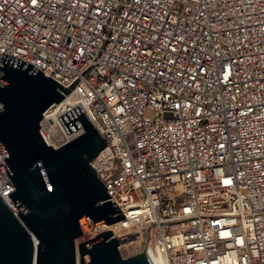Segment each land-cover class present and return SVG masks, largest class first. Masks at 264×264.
I'll return each mask as SVG.
<instances>
[{
	"label": "built area",
	"instance_id": "obj_1",
	"mask_svg": "<svg viewBox=\"0 0 264 264\" xmlns=\"http://www.w3.org/2000/svg\"><path fill=\"white\" fill-rule=\"evenodd\" d=\"M3 53L75 85L39 132L54 150L78 138L60 118L80 106L99 131L122 255L264 264V0H0ZM4 166L0 148L17 215Z\"/></svg>",
	"mask_w": 264,
	"mask_h": 264
},
{
	"label": "water",
	"instance_id": "obj_2",
	"mask_svg": "<svg viewBox=\"0 0 264 264\" xmlns=\"http://www.w3.org/2000/svg\"><path fill=\"white\" fill-rule=\"evenodd\" d=\"M1 58L0 148L18 214L0 197V264H153L146 250L123 256L110 231L79 242L84 218L91 228L127 220L92 167L106 142L80 106L60 120L69 135L84 133L48 147L39 132L43 114L75 85L65 89L28 62Z\"/></svg>",
	"mask_w": 264,
	"mask_h": 264
},
{
	"label": "bare ground",
	"instance_id": "obj_3",
	"mask_svg": "<svg viewBox=\"0 0 264 264\" xmlns=\"http://www.w3.org/2000/svg\"><path fill=\"white\" fill-rule=\"evenodd\" d=\"M139 213V210L138 209H131L129 211V216H136L137 214ZM83 224V231H84V235L82 237V239L79 240V242H86V241H89L95 237H98L100 236V233H103L105 232L106 230H111V227H109L108 225H100V226H97V227H94V228H91L89 222H82ZM141 242L142 241H139L135 247H133L131 249L130 247V244L128 243V241L126 242H123L124 245H123V255L126 256L127 254H133V252L137 251V253L139 254L138 251H140L141 249ZM147 256L149 257V259L153 262V264H158L156 258L153 256L152 253H146Z\"/></svg>",
	"mask_w": 264,
	"mask_h": 264
},
{
	"label": "snow or ice",
	"instance_id": "obj_4",
	"mask_svg": "<svg viewBox=\"0 0 264 264\" xmlns=\"http://www.w3.org/2000/svg\"><path fill=\"white\" fill-rule=\"evenodd\" d=\"M33 3H35V0H33Z\"/></svg>",
	"mask_w": 264,
	"mask_h": 264
},
{
	"label": "rangeland",
	"instance_id": "obj_5",
	"mask_svg": "<svg viewBox=\"0 0 264 264\" xmlns=\"http://www.w3.org/2000/svg\"><path fill=\"white\" fill-rule=\"evenodd\" d=\"M85 220H87V219H85ZM82 239V238H81Z\"/></svg>",
	"mask_w": 264,
	"mask_h": 264
}]
</instances>
